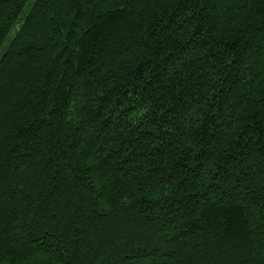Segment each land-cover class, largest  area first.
Wrapping results in <instances>:
<instances>
[{"label": "trees", "instance_id": "16d2710c", "mask_svg": "<svg viewBox=\"0 0 264 264\" xmlns=\"http://www.w3.org/2000/svg\"><path fill=\"white\" fill-rule=\"evenodd\" d=\"M0 264H264V0H0Z\"/></svg>", "mask_w": 264, "mask_h": 264}]
</instances>
